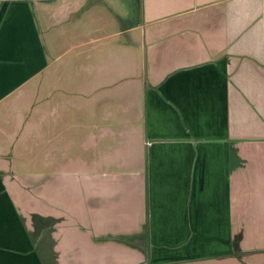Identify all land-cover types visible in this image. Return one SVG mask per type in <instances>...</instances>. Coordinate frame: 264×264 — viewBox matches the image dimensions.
<instances>
[{
  "label": "crops",
  "instance_id": "obj_1",
  "mask_svg": "<svg viewBox=\"0 0 264 264\" xmlns=\"http://www.w3.org/2000/svg\"><path fill=\"white\" fill-rule=\"evenodd\" d=\"M48 1L0 3V264H44L36 242L48 235H29L34 198L21 196L10 159L26 155L25 139L47 135L38 124L70 111L69 89L71 106L92 118L76 136H89L91 173L75 169L69 201L64 185L61 197L54 193L55 177L43 181V231L53 209L74 224L82 215L95 255L240 264L230 257L231 221L264 220V0H72L74 44L95 49L76 54L67 85L61 68L70 59L62 60L66 49L52 51ZM131 84L139 96L126 104ZM115 110L122 117L112 118ZM256 252L264 263V243Z\"/></svg>",
  "mask_w": 264,
  "mask_h": 264
},
{
  "label": "rangeland",
  "instance_id": "obj_2",
  "mask_svg": "<svg viewBox=\"0 0 264 264\" xmlns=\"http://www.w3.org/2000/svg\"><path fill=\"white\" fill-rule=\"evenodd\" d=\"M2 1L3 0H0V3ZM144 1L146 5L149 4V0ZM144 1L140 0L139 3L141 7H143ZM67 2H63V0H52L48 1L46 5L43 6L46 12L51 13L52 17L56 14L53 18L54 25L51 32V37L54 41L52 44V51L56 53L66 49V55L62 60L65 61L70 59L65 66L66 69L61 68L64 73L66 72L69 75V79L66 78V85L72 78L75 83L73 60H75L76 54L78 55V53H81V51L85 49H95V45L91 44L84 45L83 47L75 46L74 43L78 41V37L74 26L78 22V19L75 12L74 1L71 3ZM117 2H119V0H117ZM65 4H68V6ZM70 4H72V6H69ZM61 9L62 12H60ZM87 10L91 13L90 6L87 7L86 11ZM81 14L82 13H80V15ZM90 25L91 20H87L86 25L83 24V32H86ZM42 27L39 26L38 29L41 30ZM136 80L137 79H135V81ZM124 89H128L125 91L126 96L124 97V100L127 101L126 104L132 101L133 97L139 96L132 84L130 87H124ZM112 90L114 91L113 93L110 94L107 92V94L111 95L110 99H112L113 104L118 103L115 108L117 109L119 105H122L118 94L119 89L117 86H113ZM75 100V89H69L64 101L67 108L71 107L69 109L70 111H66L65 113L62 112L59 116L56 115L50 124L46 123V121L38 124V129L40 127L41 133H47V135H44L45 137L43 139L42 137L33 140L25 139L20 145H23V150L26 155H14L11 157L12 160L10 159V161L14 163L13 168H16L13 170L14 174L21 182V187L19 189L21 196L34 198V202L32 201L33 212L28 223V233L34 242L35 238L39 240V235L36 234L40 231L48 235L45 239V243L40 241L43 238L42 235H40V240L36 242V250L44 264H140V262H144L148 259V256L147 258L144 257L143 252H114L95 255L88 251L87 244L91 241L90 238H92V236H90L88 225L85 226L81 214H79L78 217V220H80L78 221L79 223L74 224V218L70 216H67L69 219L67 217L61 218L60 215L55 214V211L52 209V213L49 214L50 216L47 219L50 227H46L45 231H43L42 202L45 193L43 181L48 182L47 177L49 174L55 177L57 184L55 185L56 189L54 193L57 194L58 198L63 195V197L67 198L69 201L72 199V195L75 192V189L72 188L76 180L74 176L75 169H79L82 165H88L86 171L89 175L91 173V147L89 136H85L86 138L84 137L83 141L80 140V143L82 141V146L78 143L76 136L78 135V130L80 133L83 132L84 129L90 127L89 123L92 118L87 110L81 109L78 112V110H75V108L71 106ZM114 113L112 118L117 114L116 110ZM1 115L4 116L2 113ZM119 116L122 117V114H118L115 119ZM75 117H78L83 124L85 123L87 125L76 123ZM34 121L37 120L34 119ZM13 123L14 121L10 120L9 124H3L1 127L9 128L14 126ZM1 146H3V136H0V147ZM87 158L89 159L84 165V161H86ZM103 179L105 181L109 180L108 177H104ZM49 182L50 184L54 183V181ZM116 182L120 184L121 179H116ZM59 185H61V187H59ZM63 185L67 187V193L69 195H60V193L63 192ZM48 194L50 195L48 192L45 193V195ZM35 201L37 202L35 203ZM88 203L87 206H89ZM48 223L45 224L47 225ZM75 225H77V228ZM69 230H76L79 232L77 233L78 236L72 235ZM63 232H65L66 236H63ZM231 232L233 251L230 257L232 259L240 264H264L262 261L263 259L260 257L261 255L256 252V248H258L261 243H264V220L257 219L255 216L248 218V215H243L241 220L235 221V219H233L231 221ZM96 239L102 240V236H96ZM226 264L233 263H228L227 261Z\"/></svg>",
  "mask_w": 264,
  "mask_h": 264
}]
</instances>
